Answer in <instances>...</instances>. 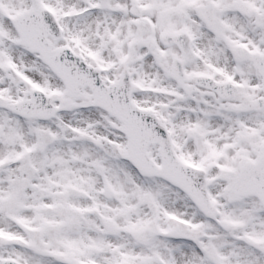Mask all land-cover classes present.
Here are the masks:
<instances>
[{
  "label": "snow or ice",
  "instance_id": "1",
  "mask_svg": "<svg viewBox=\"0 0 264 264\" xmlns=\"http://www.w3.org/2000/svg\"><path fill=\"white\" fill-rule=\"evenodd\" d=\"M0 264H264V0H0Z\"/></svg>",
  "mask_w": 264,
  "mask_h": 264
}]
</instances>
